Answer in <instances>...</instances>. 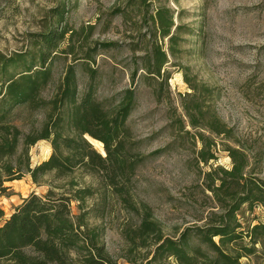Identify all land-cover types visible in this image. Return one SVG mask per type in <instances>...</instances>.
Instances as JSON below:
<instances>
[{
    "label": "trees",
    "instance_id": "1",
    "mask_svg": "<svg viewBox=\"0 0 264 264\" xmlns=\"http://www.w3.org/2000/svg\"><path fill=\"white\" fill-rule=\"evenodd\" d=\"M64 1L53 10L54 22L47 31L33 37L29 51L0 54V195L9 190L6 184L25 176L36 186L67 181L61 193L52 188L41 196L31 193L4 220L0 226V264H116L100 242L99 228H89L87 223L90 210L85 202L95 194H99L100 204L98 210H91L93 218H103L107 196H114L124 211L137 218L136 224H126L121 231L127 264H241L244 258L264 257V223L244 229L238 217L242 207L264 209V181L257 176L249 152L216 112L187 101L199 90L189 84L186 74L191 92L179 96L181 114L173 110L169 118L172 141L167 149L188 139L195 148L197 165L207 167L217 160L212 137L222 138L227 142L221 147L230 167L209 166L200 172L209 212L202 226L188 227L173 237L162 232L145 203L132 198V180L146 158L139 152L142 142L134 139L127 125L135 106L134 90L122 91L105 108L95 96L97 73L89 66L92 57L87 55L79 70L69 66L52 96L43 98L53 83L54 57L71 55L75 50L71 42L78 32L60 26ZM151 1L126 0L125 8L117 13L126 18L128 10H146ZM150 21L157 37L167 40L168 48L164 51L157 44L151 50L146 48L140 70L147 81L167 86L169 72L163 68L167 56L175 57L179 27L167 9H157ZM77 73L89 79L81 94ZM131 78L133 81L135 73ZM200 90L210 93L205 86ZM153 93L159 100V89ZM38 112L44 117L38 126L23 131L15 124L18 114ZM41 141L49 144L51 153L46 161L32 167L29 151ZM91 141L101 144L103 154ZM75 174L92 179L97 188L75 180ZM72 202L77 215L71 212ZM3 216L0 211V219Z\"/></svg>",
    "mask_w": 264,
    "mask_h": 264
},
{
    "label": "rangeland",
    "instance_id": "2",
    "mask_svg": "<svg viewBox=\"0 0 264 264\" xmlns=\"http://www.w3.org/2000/svg\"><path fill=\"white\" fill-rule=\"evenodd\" d=\"M125 1H64L66 10L60 26L78 32L71 42L75 50L71 55L54 57L53 83L43 98L52 96L69 66L79 70L85 62L82 58L87 55L92 57L89 66L97 73L95 96L105 108L122 91L134 90L135 106L127 125L134 139L142 142L139 152L146 158L137 167L132 180V198L145 203L162 232L173 237L188 227L202 226L209 212L210 203L201 192L200 172L209 166L230 167V160L221 147L227 142L222 138L212 137L217 144V160L207 167L197 165L195 148L188 139L167 149L172 141L169 118L173 110L181 114L179 96L191 92L185 74L189 84L199 90L187 101L216 112L249 152L257 176L264 181V0H152L146 10L130 9L124 18L117 12L125 8ZM61 2L0 0V54L11 56L29 51L33 37L45 33L54 22L53 10ZM157 9L169 10L174 25L179 27L175 57L167 56L168 63L163 68L169 72L168 85L160 87L147 81L140 70V59L146 48L151 50L155 44L164 51L168 48L167 40L157 37L150 21ZM76 76L81 94L89 79L80 73ZM202 86L210 93H201ZM156 88L160 92L159 100L153 93ZM43 118L42 112L32 116L20 113L15 124L24 131L31 125L38 126ZM92 145L103 154L100 143ZM50 153L47 142H38L29 151L31 166L46 161ZM72 178L82 179L86 185L97 188L90 178H81L78 174ZM66 182L53 181L50 187L47 184L36 186L25 176L6 184L9 190L0 195V211L4 214L0 226L22 199L31 193L44 195L51 188L61 193ZM98 197L99 194H95L85 202L90 210L88 226L99 228L100 242L116 264H127L123 259L126 244L121 231L126 224H136L137 218L124 211L114 196H107V206L101 211L103 218H93L91 210H98ZM71 212L78 214L75 202L71 203ZM238 217L245 229L258 222L264 223V209L255 207L249 211L242 207ZM240 262L264 264V257L257 255Z\"/></svg>",
    "mask_w": 264,
    "mask_h": 264
},
{
    "label": "bare ground",
    "instance_id": "3",
    "mask_svg": "<svg viewBox=\"0 0 264 264\" xmlns=\"http://www.w3.org/2000/svg\"><path fill=\"white\" fill-rule=\"evenodd\" d=\"M92 142V141H91ZM93 144H98V143H96V142H92Z\"/></svg>",
    "mask_w": 264,
    "mask_h": 264
},
{
    "label": "crops",
    "instance_id": "4",
    "mask_svg": "<svg viewBox=\"0 0 264 264\" xmlns=\"http://www.w3.org/2000/svg\"><path fill=\"white\" fill-rule=\"evenodd\" d=\"M30 179V178H29Z\"/></svg>",
    "mask_w": 264,
    "mask_h": 264
},
{
    "label": "water",
    "instance_id": "5",
    "mask_svg": "<svg viewBox=\"0 0 264 264\" xmlns=\"http://www.w3.org/2000/svg\"><path fill=\"white\" fill-rule=\"evenodd\" d=\"M92 144V143H91Z\"/></svg>",
    "mask_w": 264,
    "mask_h": 264
}]
</instances>
